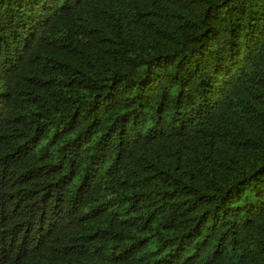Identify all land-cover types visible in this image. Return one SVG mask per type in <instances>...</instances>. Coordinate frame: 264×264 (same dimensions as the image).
Returning a JSON list of instances; mask_svg holds the SVG:
<instances>
[{
  "label": "trees",
  "instance_id": "obj_1",
  "mask_svg": "<svg viewBox=\"0 0 264 264\" xmlns=\"http://www.w3.org/2000/svg\"><path fill=\"white\" fill-rule=\"evenodd\" d=\"M0 264H264V0H0Z\"/></svg>",
  "mask_w": 264,
  "mask_h": 264
}]
</instances>
